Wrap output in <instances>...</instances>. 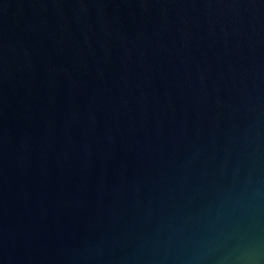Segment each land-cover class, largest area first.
I'll list each match as a JSON object with an SVG mask.
<instances>
[{
    "label": "water",
    "instance_id": "water-1",
    "mask_svg": "<svg viewBox=\"0 0 264 264\" xmlns=\"http://www.w3.org/2000/svg\"><path fill=\"white\" fill-rule=\"evenodd\" d=\"M0 264H264V0H0Z\"/></svg>",
    "mask_w": 264,
    "mask_h": 264
}]
</instances>
